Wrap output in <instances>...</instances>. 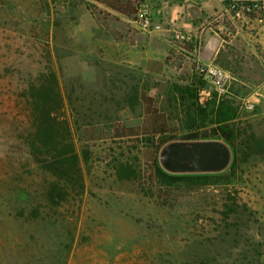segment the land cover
Returning a JSON list of instances; mask_svg holds the SVG:
<instances>
[{
    "label": "rangeland",
    "instance_id": "obj_1",
    "mask_svg": "<svg viewBox=\"0 0 264 264\" xmlns=\"http://www.w3.org/2000/svg\"><path fill=\"white\" fill-rule=\"evenodd\" d=\"M220 11L217 0H0V264H244L242 251L254 255L243 239L264 237V20ZM198 61L228 76L217 92L238 108L236 152L224 171L168 172L179 177L168 183L157 147L213 128L194 124L173 91L200 76ZM52 73L81 168L70 178L42 162L55 150L30 147L32 86Z\"/></svg>",
    "mask_w": 264,
    "mask_h": 264
},
{
    "label": "trees",
    "instance_id": "obj_2",
    "mask_svg": "<svg viewBox=\"0 0 264 264\" xmlns=\"http://www.w3.org/2000/svg\"><path fill=\"white\" fill-rule=\"evenodd\" d=\"M49 82V84L47 82L42 83L39 87L32 86L34 91L30 98V128L31 137L34 140H31L30 147L34 155L38 153L43 154L40 151L42 147L45 148L47 153L55 150L56 154L53 160L47 158L42 162L45 164L46 169L48 168L55 175L61 178H70L72 174H81L79 158L75 152L70 125L58 113L63 99L58 89L57 77L54 73L51 74V81ZM204 88L209 89L208 83L200 75L192 79L184 88L176 86V89L173 90L176 94H179L182 103L188 104V117L194 124L201 120L202 127L213 126L208 136H202L199 127L195 126L196 133L187 135V138H221L231 146L234 153L236 152V127L234 121L238 117V108L235 105L234 99L230 96V93L219 96L218 92L213 89L211 90L210 97L203 102L200 100L199 92ZM34 92L37 93L34 94ZM161 133L162 135H166L167 130L162 128ZM167 142V140L163 141L157 147L156 159L159 158L160 149ZM156 170L159 177L168 183L179 179V177L164 171L159 163H157ZM188 178L202 184L209 181L208 175H192L188 176ZM242 254L245 258L244 264H264L259 258L249 252L242 251Z\"/></svg>",
    "mask_w": 264,
    "mask_h": 264
},
{
    "label": "water",
    "instance_id": "obj_3",
    "mask_svg": "<svg viewBox=\"0 0 264 264\" xmlns=\"http://www.w3.org/2000/svg\"><path fill=\"white\" fill-rule=\"evenodd\" d=\"M232 155L231 146L220 138L173 140L162 146L159 161L173 174L216 173L229 167Z\"/></svg>",
    "mask_w": 264,
    "mask_h": 264
},
{
    "label": "built area",
    "instance_id": "obj_4",
    "mask_svg": "<svg viewBox=\"0 0 264 264\" xmlns=\"http://www.w3.org/2000/svg\"><path fill=\"white\" fill-rule=\"evenodd\" d=\"M221 5L220 16L227 17L232 21H248L249 19L264 20V0H217ZM139 15L145 17V25L149 23L150 12L147 4L139 10ZM196 71L208 83V87L223 93L228 80L227 74L218 66L211 63L198 61ZM264 96V90L261 93ZM246 107L253 108L254 104L247 101Z\"/></svg>",
    "mask_w": 264,
    "mask_h": 264
},
{
    "label": "crops",
    "instance_id": "obj_5",
    "mask_svg": "<svg viewBox=\"0 0 264 264\" xmlns=\"http://www.w3.org/2000/svg\"><path fill=\"white\" fill-rule=\"evenodd\" d=\"M215 54L212 48L205 47L202 58L211 61ZM243 240L245 241L244 246L264 263V237L254 232L245 234Z\"/></svg>",
    "mask_w": 264,
    "mask_h": 264
}]
</instances>
